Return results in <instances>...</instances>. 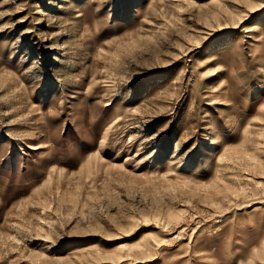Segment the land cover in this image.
<instances>
[{
    "label": "rangeland",
    "instance_id": "374dc122",
    "mask_svg": "<svg viewBox=\"0 0 264 264\" xmlns=\"http://www.w3.org/2000/svg\"><path fill=\"white\" fill-rule=\"evenodd\" d=\"M0 264H264V0H0Z\"/></svg>",
    "mask_w": 264,
    "mask_h": 264
},
{
    "label": "bare ground",
    "instance_id": "6f19581e",
    "mask_svg": "<svg viewBox=\"0 0 264 264\" xmlns=\"http://www.w3.org/2000/svg\"><path fill=\"white\" fill-rule=\"evenodd\" d=\"M45 14V13H44Z\"/></svg>",
    "mask_w": 264,
    "mask_h": 264
}]
</instances>
